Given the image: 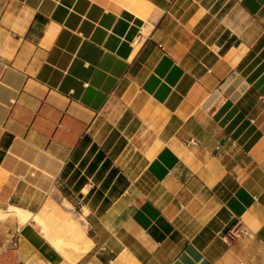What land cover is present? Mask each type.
Listing matches in <instances>:
<instances>
[{
	"label": "crops",
	"instance_id": "0c3cea01",
	"mask_svg": "<svg viewBox=\"0 0 264 264\" xmlns=\"http://www.w3.org/2000/svg\"><path fill=\"white\" fill-rule=\"evenodd\" d=\"M1 211L0 264H264V0H0Z\"/></svg>",
	"mask_w": 264,
	"mask_h": 264
},
{
	"label": "rangeland",
	"instance_id": "374dc122",
	"mask_svg": "<svg viewBox=\"0 0 264 264\" xmlns=\"http://www.w3.org/2000/svg\"><path fill=\"white\" fill-rule=\"evenodd\" d=\"M2 212L4 211L0 212V246L5 247L7 245L8 240L13 238L11 231L12 229H14L15 231L16 226L10 222L11 221L9 219L11 217V215H9L10 212H7L8 213L6 215V217L8 216L7 218L6 217L3 218V216L1 215Z\"/></svg>",
	"mask_w": 264,
	"mask_h": 264
},
{
	"label": "bare ground",
	"instance_id": "6f19581e",
	"mask_svg": "<svg viewBox=\"0 0 264 264\" xmlns=\"http://www.w3.org/2000/svg\"><path fill=\"white\" fill-rule=\"evenodd\" d=\"M8 213L7 212H2L1 213V215L3 216V218L4 217H6V215H7ZM9 214H11V213H9ZM15 216H16V218H18V220H19V223L21 224V223H25L26 221H27V216L25 215L26 214V212L25 211H23V210H18V211H16L15 213ZM8 217V216H7ZM6 217V218H7ZM28 222V221H27ZM53 244H54V242H53ZM58 245V244H57ZM60 251V250H59Z\"/></svg>",
	"mask_w": 264,
	"mask_h": 264
}]
</instances>
